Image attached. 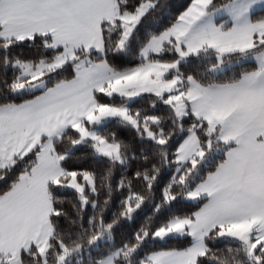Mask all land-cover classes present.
Wrapping results in <instances>:
<instances>
[{
  "label": "snow or ice",
  "instance_id": "6c2138e0",
  "mask_svg": "<svg viewBox=\"0 0 264 264\" xmlns=\"http://www.w3.org/2000/svg\"><path fill=\"white\" fill-rule=\"evenodd\" d=\"M0 264H264V0H0Z\"/></svg>",
  "mask_w": 264,
  "mask_h": 264
}]
</instances>
